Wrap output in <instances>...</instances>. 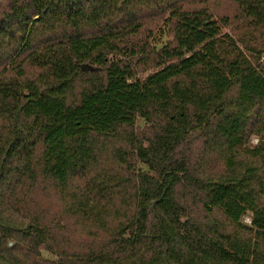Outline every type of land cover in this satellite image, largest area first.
I'll return each mask as SVG.
<instances>
[{"label":"trees","instance_id":"1","mask_svg":"<svg viewBox=\"0 0 264 264\" xmlns=\"http://www.w3.org/2000/svg\"><path fill=\"white\" fill-rule=\"evenodd\" d=\"M208 1L0 0V264H264V0Z\"/></svg>","mask_w":264,"mask_h":264},{"label":"rangeland","instance_id":"2","mask_svg":"<svg viewBox=\"0 0 264 264\" xmlns=\"http://www.w3.org/2000/svg\"><path fill=\"white\" fill-rule=\"evenodd\" d=\"M203 5L204 4H202V6ZM207 6H208L210 12L213 13L214 15H216V17H220L223 15L234 16L237 13V8H238L235 0H209L207 2ZM161 27L162 26H159L158 29H155V32L150 39V42L155 43L158 47L162 46L166 41V38L164 36H162L163 35L162 31H164V30H162ZM224 33L230 34L237 41H244V43L255 44V40H254L255 38L249 36L247 34L246 30L243 27H241V25L234 26L233 28L225 29ZM147 37H148V34L145 33V34L137 37L135 39V41L137 42V41L142 40L144 42ZM144 126H145V122L143 120L139 119L137 121V128H136L135 132L140 137H142V135H143V131L145 129ZM262 137H263V139H261V137H253L250 141V145H252V146L257 145L261 140H264V133H263ZM125 147L130 150V148L127 145ZM210 158H211L210 162H209L210 170L211 171L220 170L222 168V164H221L220 159H218V157L214 156V155H211ZM196 209L198 212V208H196V206L193 205V211H196ZM243 223L246 225H250L251 224V218L249 216L245 217L243 219ZM43 257L44 258H52V256L46 252L43 253Z\"/></svg>","mask_w":264,"mask_h":264},{"label":"water","instance_id":"3","mask_svg":"<svg viewBox=\"0 0 264 264\" xmlns=\"http://www.w3.org/2000/svg\"><path fill=\"white\" fill-rule=\"evenodd\" d=\"M85 68V67H84Z\"/></svg>","mask_w":264,"mask_h":264}]
</instances>
